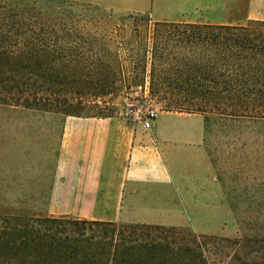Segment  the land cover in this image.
I'll list each match as a JSON object with an SVG mask.
<instances>
[{"label": "trees", "instance_id": "obj_1", "mask_svg": "<svg viewBox=\"0 0 264 264\" xmlns=\"http://www.w3.org/2000/svg\"><path fill=\"white\" fill-rule=\"evenodd\" d=\"M34 2L16 1L6 13L0 6L1 108L81 117L74 110L84 100L63 93L77 89L99 98L131 91L148 78L153 94L171 97L163 98L164 112L209 114L229 126L264 131V22L227 26L148 19L144 31L135 29L127 40L125 33L120 41L129 59L139 61L130 68L121 65L119 54L98 50L94 40L75 41L43 26L36 30ZM83 46L91 49L82 51ZM215 242L229 243L242 255L237 263L220 264H264L263 254L250 251L252 240L0 208V264H216L208 248Z\"/></svg>", "mask_w": 264, "mask_h": 264}, {"label": "rangeland", "instance_id": "obj_2", "mask_svg": "<svg viewBox=\"0 0 264 264\" xmlns=\"http://www.w3.org/2000/svg\"><path fill=\"white\" fill-rule=\"evenodd\" d=\"M16 1L19 0H0V6L5 7L3 13ZM21 1L27 3L33 0ZM34 1L33 5L39 9L38 15L33 14L31 20L36 22V30L43 26L48 33L69 35L68 38H74L75 41L94 40L93 46L98 50L110 53L112 57L119 54L123 67L131 68L138 64L137 59H129V51L120 41L124 39L125 33L127 40L135 29L144 31L148 19L153 23L148 16H122L101 7L67 0ZM58 47L70 49V45L66 44H58ZM87 49L91 47L80 48L82 51ZM93 81L95 85L96 79ZM149 86V79L146 78L141 86L131 91L121 90L116 94L93 98L76 89L63 93L61 97L84 100L79 101L81 105L74 110L81 117H124L128 113V119L142 123L148 110L162 113L163 98L171 99L169 95L158 97ZM192 114H199L203 118L201 146L210 165V182L195 183V162L182 160L179 168L188 179L186 183L190 184L176 194L179 195L177 201L181 210L186 211L189 223L160 227L200 238L252 240L254 248L250 251H258V256L264 255V131L229 126L218 116ZM64 117L63 114L21 107L15 110L0 107V197H5V200L0 201L1 209L42 211L47 215ZM154 121H151V125ZM193 204L202 207L191 206L193 213H190L185 207ZM115 224L141 225L129 220ZM215 243H210L208 248L211 261L216 264L237 263V259H242L233 245Z\"/></svg>", "mask_w": 264, "mask_h": 264}, {"label": "crops", "instance_id": "obj_3", "mask_svg": "<svg viewBox=\"0 0 264 264\" xmlns=\"http://www.w3.org/2000/svg\"><path fill=\"white\" fill-rule=\"evenodd\" d=\"M67 1L122 16L146 15L153 22L227 26L264 22V0ZM154 120L151 128L145 129L142 123L120 116H65L47 215L110 223L129 220L141 225H187L189 219L176 192L190 183L179 164L184 159L194 161L195 183L210 182V165L201 146L203 118L162 112ZM191 206L202 207L188 205L185 208L190 213Z\"/></svg>", "mask_w": 264, "mask_h": 264}, {"label": "built area", "instance_id": "obj_4", "mask_svg": "<svg viewBox=\"0 0 264 264\" xmlns=\"http://www.w3.org/2000/svg\"><path fill=\"white\" fill-rule=\"evenodd\" d=\"M157 116L156 111L154 110H148L144 117L142 118V125L145 129H150L151 128V121L154 120ZM125 118H129L130 115L128 113L124 114Z\"/></svg>", "mask_w": 264, "mask_h": 264}]
</instances>
